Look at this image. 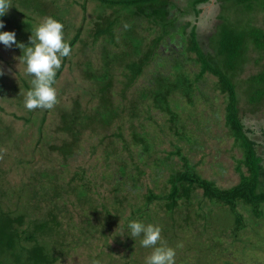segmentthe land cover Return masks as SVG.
<instances>
[{
	"label": "rangeland",
	"instance_id": "374dc122",
	"mask_svg": "<svg viewBox=\"0 0 264 264\" xmlns=\"http://www.w3.org/2000/svg\"><path fill=\"white\" fill-rule=\"evenodd\" d=\"M43 1L50 6L52 18L63 25L67 42L78 30L80 35L54 83L58 102L49 110H27L24 107L23 98L27 90L23 82L29 88L31 86L23 63L17 60L18 56H23L24 49L17 51L0 45V77L3 76V84L0 85V207L11 213L12 217L21 215V228L29 231L33 225L31 220L42 217L47 210L48 205L44 202L39 203V208L35 210H30L28 206L31 204L30 193L33 188H40V173L45 172L52 184L59 186L63 196L61 201H56L59 205L64 203L62 229L67 241L74 239L79 243L84 239L83 220L86 215H91V211L87 210L86 205L79 208L73 194L75 187L87 182L91 204L95 203L98 207L104 204L111 210L115 207L110 208L113 189L119 183L126 202L121 216L114 223L111 222L110 229L105 231L106 237L93 234L92 239L88 240L89 232L88 239H84L85 244L82 242L76 247L69 244L68 249H71L68 255L61 257L56 264H94L92 260L97 257H100L97 259L99 264H132L131 260L144 264V258L151 249L141 247L139 238H135L131 250L127 244L126 235L129 233L125 225L130 221L131 211L143 204L148 190L157 195L167 193L169 176L186 170L214 183L219 189H229L239 182L236 166L241 153L228 137L224 123L226 96L216 88L217 79L214 76L206 73L196 83L195 103L192 106L187 105L186 99L179 93L172 96L171 106H177L175 113L178 126L182 125V128L173 126L166 113L149 108L150 99L145 103L139 102L135 119L131 120L129 116L131 103L134 104L142 91L152 88L158 77L173 75L176 62L190 68L194 74L199 72L200 67L190 60L195 59V55L187 51V23L196 25L201 47L211 51L210 37L221 23V3L209 0L201 4L198 6L201 13L195 17L189 0H170L175 6L170 17L175 19L173 26L167 28V34L163 35L155 55L142 74L125 89L129 71L123 63L136 60L138 56L130 53L132 48L127 44L124 33L132 30L135 37L142 38L140 50L144 52L151 40L161 35L160 29L153 30V26L144 18L132 19L126 10L106 7L95 0ZM10 5L5 14L10 19L6 20L4 16L0 18L4 21L2 30H23L24 39L18 38L20 35L16 32V40L28 46V37L35 26L43 18L51 16L39 15L11 0ZM237 10H240L237 18L247 15L242 13L240 7ZM223 15L234 21L232 8L223 11ZM117 16L120 20L113 29L112 39L105 34L96 36V29L104 27L107 18ZM263 17V13L255 9L243 18L251 20L253 26L263 27ZM176 31L179 36L175 34ZM123 54H129V57L125 56L124 62L110 66L108 92L110 101L119 108V116L107 127L95 124V130L86 127L81 130L80 142L72 155L64 160L51 149L70 141V135L60 130L62 117L75 111L98 117L96 111L102 104L103 84L90 79L89 74L100 73L106 57ZM257 58L258 55L250 50L243 73L239 74L240 79L261 69L264 61L256 63ZM239 106L247 135L256 143L257 153L264 164V100L253 113L250 111L252 106L246 104L244 99ZM133 132L145 139L150 147L149 152L144 153L140 145L134 144ZM110 149L117 154L105 160L104 152ZM118 158L124 161L128 173L136 175L135 167L143 171L139 180L135 182L121 177L116 161ZM241 170L245 171L243 167ZM201 193L200 189H196L190 200L179 202L172 214L166 212L162 202H153L148 205L151 219L145 213L138 221L160 226L163 242L175 249V264H264V216L254 222L250 209L238 205L237 211L245 226L236 237L230 210L221 205L212 206ZM172 224L174 231H170Z\"/></svg>",
	"mask_w": 264,
	"mask_h": 264
},
{
	"label": "trees",
	"instance_id": "16d2710c",
	"mask_svg": "<svg viewBox=\"0 0 264 264\" xmlns=\"http://www.w3.org/2000/svg\"><path fill=\"white\" fill-rule=\"evenodd\" d=\"M11 1L13 3L18 2V4L27 8L29 7L39 15L53 16L50 11V6L43 0ZM95 1H98L106 7H118L119 10H126L130 18H144L148 24L153 26V30L155 28L160 29L161 35L152 39L144 52L140 50L143 45L142 38L135 37L132 30L124 33L127 44L132 48L130 53L138 56L136 60L123 63L126 70L129 71L126 74L127 80L124 84L125 89H128L142 74L144 68L155 55V50L163 35L167 34V28L173 26L175 19L170 17L175 6L170 0ZM208 1L189 0L191 12H193L195 17L201 13V9L198 6ZM216 1L221 3L222 15L220 14L219 16L221 23L217 25L216 32L210 37L209 48L211 51H205L201 47L197 38L196 25L190 24V22L187 23L189 28L188 34L186 35L188 38L187 51L195 55V59L190 60L200 67L199 72L194 74L190 68H185L179 62H176L175 67H173V75L158 77L152 88L150 87L148 90L142 91L139 97L136 98L134 104L133 102L131 103L129 116L131 120L135 119L139 111L137 106L139 102L145 103L150 99L149 108L166 113L173 126L176 125L178 128H182V125L178 126L179 120L175 113L177 106L175 105V108L171 106L173 102L172 96L179 93L181 97L186 99L187 105L192 106L195 103L196 83L206 73H209L217 79L216 88L226 96L224 123L227 128L228 137L233 140V145L241 153V157L237 161L236 166V171L239 174V182L229 189H219L214 183L202 179L194 172L188 170L183 172L177 171L168 178L169 189L167 193L157 195L151 190L147 191V194L144 195L145 200L143 204L138 205L131 211L132 216L130 221L132 219L134 220V218H137L136 220L138 221L140 218H143L145 213L148 215V205L153 202H162L166 212L172 214L179 206V202H188L191 194L196 189H200L202 191V197L208 200L212 206L221 205L230 210L233 217V233L235 232V236L237 237L238 232H242L245 226L241 214L237 211L238 205H243L250 209V213L253 215L252 221L254 222L260 216H264V164L261 156L257 153L256 143L247 135L248 131L242 123L240 116L241 109L239 106L240 102L244 99L246 104L252 106L250 111L253 113L264 100V63L257 73L245 79L239 78V74L243 73L244 65L248 62V53L250 50L258 55L256 63L260 60L264 61V17L263 27L253 26L250 24L251 20L243 18L252 11H255V9H258L264 15V0ZM229 6L234 11V21L230 20L229 16L223 15V11L230 10ZM238 7L242 9L243 14L247 15H242L241 18H237V15L240 16V10H237ZM3 18L6 20L10 19L7 15ZM119 20V16L113 19L107 18L105 26L96 29V36L105 34L112 39L114 37L113 29L119 23ZM0 31L3 30L0 29ZM12 31L17 32L21 36L18 38H21V40L24 39L23 37L25 36L22 34L24 32L23 30L13 29ZM175 34H177V31ZM79 35L80 31L78 30L73 38L68 41L70 48L76 43ZM177 36L179 35L177 34ZM181 39L183 38L181 37ZM133 43H135V46H133ZM12 48L17 51L19 50L15 47ZM129 54L106 57L102 71L100 73L89 74L90 79L103 84L101 87L102 104L96 111L98 117L94 115L92 117L84 114L81 115L78 111L73 112L72 115L62 117V127L60 130L70 135V141L64 142L59 146H53L51 149L62 156L64 160L72 155L74 148L80 142L81 130L85 127L95 130V124L101 127H107L112 120L119 116V108L113 105L108 96L110 66L114 63L124 62V57H129ZM65 58L62 59L61 67L57 70L55 81L62 72ZM1 84H3V76L0 77ZM23 86L26 90L29 89L25 82H23ZM239 86H243V88L241 89ZM133 142L136 145H140L144 153L150 151L149 144L137 132H133ZM104 154L105 160H109L117 152L110 149L109 151L105 150ZM116 161L119 163L118 172L121 177L129 178L136 182L143 174V171L138 167L134 169L136 175H133L131 172L128 173L124 161L119 158ZM242 167L245 171L241 170ZM80 176H82V173ZM40 179V190L32 189L29 196V202L31 204L28 206L30 210L38 209L39 203L42 204L43 202L48 206L42 217H36L31 220L33 225L29 231L21 228L23 224V217L21 215L12 217L11 213L5 212L0 207V264H56L61 257L68 255V251L71 249H68L69 244H73L74 247L79 243L83 244L82 242L88 237L89 232L90 236L88 237L89 239L87 238L88 240L92 239L91 237L96 234H99L101 237H106L104 234L105 231L110 229V223H114L121 216L122 208L126 202V196L123 195V189L120 188L118 181L112 193L113 204H110V208L115 207L111 210L104 204H100L99 207L95 203L91 204V195L87 182L79 184L78 187H75V192L73 191L75 201L80 209L86 205L87 210L91 211H89L91 215H86L83 220L84 227L82 235H84V239L82 241L80 240L79 243L74 239L67 241L65 231L62 229L64 219L61 214L63 213L64 203L59 205V202L56 201H61L63 198L60 194V188L52 184L50 176H46L45 172L40 173ZM67 185L68 187L70 186L68 183ZM147 218L151 219L150 215ZM170 228V231H174L173 224ZM109 235L111 236V234ZM127 236V241L131 243L128 242L127 244L130 245L131 249L135 238L131 239ZM99 258L93 259L92 262L94 261V264H99L97 261ZM131 263L135 264L136 262L131 260Z\"/></svg>",
	"mask_w": 264,
	"mask_h": 264
},
{
	"label": "clouds",
	"instance_id": "9594fccd",
	"mask_svg": "<svg viewBox=\"0 0 264 264\" xmlns=\"http://www.w3.org/2000/svg\"><path fill=\"white\" fill-rule=\"evenodd\" d=\"M10 7V0H0V18ZM3 28L4 21L0 19V29ZM0 45L24 49L23 56L17 57L24 65V73L30 77L31 86L23 98L24 107L27 110L52 109L58 102L54 87L56 73L62 59L71 52L69 43L64 39L63 25L52 17L43 18L30 33L28 46L16 40L14 31H0ZM126 229L129 233L127 237L139 238L141 247L151 249L144 258V264H175V249L163 242L158 225L132 220Z\"/></svg>",
	"mask_w": 264,
	"mask_h": 264
}]
</instances>
